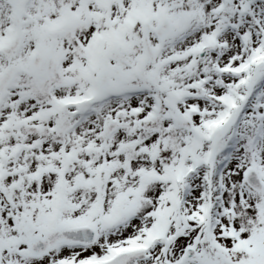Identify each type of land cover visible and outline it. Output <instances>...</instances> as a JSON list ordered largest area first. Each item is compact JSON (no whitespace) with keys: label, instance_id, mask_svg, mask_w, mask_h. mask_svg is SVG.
I'll use <instances>...</instances> for the list:
<instances>
[{"label":"snow or ice","instance_id":"1","mask_svg":"<svg viewBox=\"0 0 264 264\" xmlns=\"http://www.w3.org/2000/svg\"><path fill=\"white\" fill-rule=\"evenodd\" d=\"M0 264H264V0H0Z\"/></svg>","mask_w":264,"mask_h":264}]
</instances>
